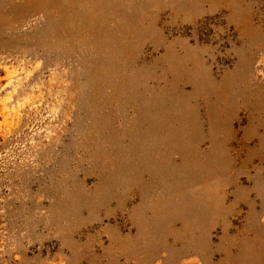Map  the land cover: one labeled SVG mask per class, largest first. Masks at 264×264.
Here are the masks:
<instances>
[{"label": "rangeland", "instance_id": "rangeland-1", "mask_svg": "<svg viewBox=\"0 0 264 264\" xmlns=\"http://www.w3.org/2000/svg\"><path fill=\"white\" fill-rule=\"evenodd\" d=\"M0 264H264V0H0Z\"/></svg>", "mask_w": 264, "mask_h": 264}]
</instances>
